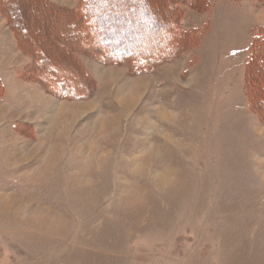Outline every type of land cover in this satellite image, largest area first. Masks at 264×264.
<instances>
[{"label": "rangeland", "instance_id": "rangeland-1", "mask_svg": "<svg viewBox=\"0 0 264 264\" xmlns=\"http://www.w3.org/2000/svg\"><path fill=\"white\" fill-rule=\"evenodd\" d=\"M181 9L193 44L141 74L81 56L70 98L27 75L0 14V264H264V121L244 92L264 0Z\"/></svg>", "mask_w": 264, "mask_h": 264}, {"label": "trees", "instance_id": "trees-1", "mask_svg": "<svg viewBox=\"0 0 264 264\" xmlns=\"http://www.w3.org/2000/svg\"><path fill=\"white\" fill-rule=\"evenodd\" d=\"M76 2L70 10L48 0H0V14L17 47L31 59L27 75L32 71L47 92L68 98L87 83L81 56L102 64L127 63L131 74L149 72L195 42L193 32L181 28V6L206 11L210 5V0ZM244 92L250 110L264 121V27L257 28L248 45Z\"/></svg>", "mask_w": 264, "mask_h": 264}]
</instances>
